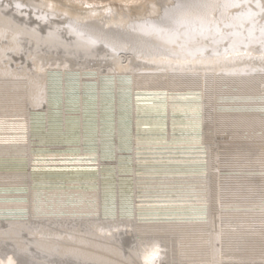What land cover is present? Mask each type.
<instances>
[{"label": "bare ground", "instance_id": "obj_1", "mask_svg": "<svg viewBox=\"0 0 264 264\" xmlns=\"http://www.w3.org/2000/svg\"><path fill=\"white\" fill-rule=\"evenodd\" d=\"M43 2L0 0V42L11 41L0 45V60L25 35L48 31L37 38L33 72L0 63V264H42L31 254L63 264L55 251L124 264L125 249L136 264H166L163 235L175 237L179 264H264V144L241 161L244 169L216 168L219 181L246 179L219 202V227L209 192L217 123L253 127L264 143V72L228 68L264 53V0H158L152 15L65 6L74 13L67 21ZM212 77L221 84L215 94ZM257 79V91L239 86ZM254 191L261 195L247 198ZM52 225L58 230L45 229ZM85 225L94 231L90 250L79 231ZM34 228L79 241L45 238L35 249L7 237Z\"/></svg>", "mask_w": 264, "mask_h": 264}, {"label": "rangeland", "instance_id": "obj_2", "mask_svg": "<svg viewBox=\"0 0 264 264\" xmlns=\"http://www.w3.org/2000/svg\"><path fill=\"white\" fill-rule=\"evenodd\" d=\"M10 1H13V0H10ZM25 3L26 2H28L29 0H27V1H25V0H23ZM39 1H41V2H43L46 6V8H50L51 10H54V11H56L58 14H59V18L58 19H61L62 21H67V19H69L70 17H72V15L74 14V13H72L73 11H71L70 12V9H73V10H85V9H87V10H91V12H93L92 14H94L95 12H97V11H99V10H102L104 7H108L109 9H111L112 10V12L114 13H116L117 12V9L119 8V7H124V8H126V9H128L130 12H136V11H140V10H144L145 12H148V11H150L151 12V15H152V6L151 5H154V4H156V2L158 1H156V0H39ZM52 1H54V2H52ZM55 1H56V3H58V4H55ZM167 1H170V0H167ZM52 2V3H51ZM125 3V4H124ZM120 4V5H119ZM50 5V6H49ZM64 6V7H63ZM68 7V8H70V9H66V7ZM89 6V7H88ZM44 7V8H45ZM91 7V8H90ZM95 9H93V8ZM141 7H142V9H141ZM257 7V6H256ZM43 8V9H44ZM45 8V9H46ZM43 9H38L39 10V12L38 13H40L41 11H44ZM62 9H64V10H62ZM99 9V10H98ZM33 10V9H32ZM62 11V12H61ZM67 11H69V13L67 12ZM263 12L260 14V15H263L264 14V9L262 10ZM37 12V11H36ZM149 12V13H150ZM8 14H9V12H7ZM72 13V14H71ZM63 16V17H62ZM66 18H65V17ZM121 17H123V16H121ZM63 18V19H62ZM33 19L34 20H32L30 23L31 24H29V23H27V27H29V28H31V29H33L35 26H37V23L36 22H38V19H36V18H34L33 17ZM58 19H54V17H53V20H58ZM128 19V18H127ZM20 21H22L23 23L25 22V20L24 19H20ZM26 23V22H25ZM68 23V22H67ZM66 23V24H67ZM47 33H48V31H47V29H45V30H42V32H41V34L37 37V36H32V35H25L24 37H23V39H22V45H21V47H20V49L18 50V51H16V50H13V48L12 49H8L7 50V56L5 57V58H3L2 60H0V63H2V62H4V63H7L8 62V59H10L11 61H10V63H11V67H18V68H20V69H23V68H29V69H31V71L33 72V70H34V59H36V58H39L40 56L39 55H37V52L38 51H40V47L42 46V44H41V42H38V40H37V38H39V39H43L46 35H47ZM228 42V40L226 41V48H228L229 47V44L227 43ZM11 44V41H10V39L8 38V37H6V38H4L1 42H0V45H10ZM47 45L46 44H44L43 45V48L45 49V47H46ZM101 48H103V50H105L104 48H107V47H101ZM256 48H258L260 51H262L263 50V47L262 46H260L259 44H256ZM108 50V49H107ZM102 51V50H101ZM101 51H99V52H101ZM102 53H104V54H112V53H107L106 51H102ZM124 53V52H123ZM128 54V53H127ZM126 53H125V56L127 55ZM212 54H213V52H211L210 53V56H212ZM239 53L238 52H235V55H238ZM255 54V55H254ZM252 56H254V57H257L256 55H258V57L256 58V59H253L254 57H252V56H250V57H248V58H246V59H242V62L241 61H238L237 62V64L234 66V67H231L230 65H232L231 63L229 64V70L232 68H234V69H237L238 67H240V68H243V67H245L246 69H250V67L251 66H256L257 68L255 69L254 68V70H247L246 71V73H248V72H264V53H262V52H255ZM230 54L229 53H227V54H224V56H229ZM261 56V57H260ZM236 59V58H235ZM256 60V61H255ZM262 60V61H261ZM246 61V62H245ZM259 62H261V63H259ZM122 64H124L123 62H122ZM249 64V65H248ZM102 66L103 67H105V68H110V67H112V65H110V64H102ZM227 66H228V64H227ZM231 69V70H232ZM254 74V73H253ZM219 77H212V78H208V86H209V88H210V92L212 93V91H213V94H215V93H218L219 92V89H220V81H219V79H218ZM210 82V83H209ZM255 82H256V84H255ZM260 82H261V79H257V80H252L251 82H247L246 84L244 83H240V87L242 86V90H244V91H254L255 89V91H257V90H259L262 86H261V84H260ZM216 83V84H215ZM210 84V85H209ZM218 84V85H217ZM235 84V83H234ZM253 84H255V85H253ZM244 86H245V88H244ZM246 86H248V87H246ZM256 86V87H255ZM257 86H259V87H257ZM212 87V88H211ZM254 89V90H253ZM216 91V92H215ZM223 127H222V126ZM219 127V128H218ZM223 129H222V128ZM226 127V128H225ZM246 127H232V129H231V127H227L226 125H224V124H220L219 125V123H217V127H216V133L211 137V139H210V146H211V150H210V152L212 153L211 155H212V166H213V168H214V171H212V176H211V179H210V181L209 182H211V183H209L210 185L209 186H211V189L209 188V192H210V195H211V197H212V202H213V207H212V210H213V212H212V214L214 215V216H216V227H219V226H221V225H223V223L225 222L223 219H220L218 216V213H217V209H218V207H219V202L222 200V199H225V198H229L230 197V195H232L231 193H230V189L232 190V188H235V189H233V192H235V190L238 192V187L241 185V184H243V181H246V179H242V178H235V180H233L234 178H221L220 180L221 181H219V178H218V176H217V173H216V168L218 167V168H220L221 170H234L235 168L236 169H239L240 167H239V164L240 165H245V164H243L241 161H244V160H248L249 159V161H251L250 160V158H252V155L254 156L256 153H257V151H259V150H256V147L259 145H263L264 143H262L261 141H260V139L259 140H257L258 138H256L255 136H254V129H253V127H247L246 129H245ZM225 129V130H224ZM236 130V131H235ZM249 130V131H248ZM252 130V131H251ZM246 131V132H245ZM219 132V133H218ZM221 132V133H220ZM237 132V133H236ZM257 132V131H256ZM248 133V134H247ZM220 136H219V135ZM239 134H241V135H239ZM231 136V138H230V136ZM246 135V136H245ZM249 135V136H248ZM251 135V136H250ZM233 136H234V138H233ZM229 139H228V138ZM221 140H220V139ZM227 138V139H226ZM243 138V139H242ZM253 138V139H252ZM226 139V140H225ZM248 139V140H247ZM251 139V140H250ZM216 140V141H215ZM218 140V141H217ZM228 140V141H227ZM230 140V141H229ZM236 140V141H235ZM241 140V141H240ZM256 140H257V142H256ZM231 141H232V143H231ZM234 141V142H233ZM239 141V142H238ZM247 141V142H246ZM220 144H219V143ZM222 147H220L218 144ZM225 143V144H224ZM246 143V144H245ZM252 144L251 146H250V144ZM228 144V145H227ZM230 144H232V145H230ZM236 144V145H235ZM237 144H239V145H237ZM254 144V145H253ZM216 145V146H215ZM231 146H232V148H231ZM234 146V147H233ZM237 146V147H236ZM250 146V147H249ZM213 147V148H212ZM239 147V148H238ZM241 147H243L242 149H241ZM252 147V148H251ZM223 148H225L227 151H224L225 149H223ZM238 148V149H237ZM245 148V149H244ZM250 148V149H249ZM253 149V150H252ZM232 150V151H231ZM246 151V153H245V151ZM235 151V152H234ZM241 151L243 152V154L241 153ZM248 151V152H247ZM251 151H253V152H251ZM222 152V153H221ZM225 152V153H224ZM226 152H228V154H226ZM234 152V153H233ZM250 152V153H249ZM231 155H230V154ZM242 155H241V154ZM249 153V154H248ZM255 153V154H254ZM227 155V156H225V155ZM232 154H233V157H232ZM234 154H236L235 156H234ZM237 154H239V155H237ZM246 154H248V155H246ZM219 155H222L221 157L219 156ZM237 156V157H236ZM244 156V157H243ZM224 157H226V158H224ZM228 157V158H227ZM232 157V158H231ZM238 159V161H237V159ZM249 157V158H248ZM219 158V159H218ZM224 158V159H223ZM240 158V159H239ZM244 158V159H243ZM231 159V160H230ZM230 160V161H229ZM235 160V161H234ZM240 160V161H239ZM220 162V164H219V162ZM224 161V162H223ZM226 162V163H225ZM235 162H236V164H235ZM224 165H222V164ZM225 163V164H224ZM232 163V164H231ZM227 164V165H226ZM225 165H226V169H225ZM223 167H224V169H223ZM238 167V168H237ZM229 168V169H228ZM242 169H244L245 167H241ZM240 168V169H241ZM246 168H250V167H246ZM252 168V167H251ZM247 172L246 170H241V171H239V173L240 174H242V173H245V172ZM256 171H258V170H256ZM237 172V171H236ZM226 179H227V182H226ZM240 179V180H239ZM224 180V181H223ZM229 180V181H228ZM241 181V182H239V181ZM236 181H238V182H236ZM220 182V183H219ZM228 182H230V184L228 183ZM233 182V184H231ZM221 185V186H219V185ZM224 186H223V185ZM228 185V186H226V185ZM236 184V185H235ZM239 184V185H238ZM223 186V187H222ZM226 186V187H225ZM231 188H230V187ZM233 186V187H232ZM237 187V188H236ZM214 188V189H213ZM216 189V190H215ZM220 189H221V191H220ZM211 191H213V192H211ZM226 191V192H225ZM255 191H257V190H255ZM251 192L250 194L248 193V195L249 196H247V198L248 197H250V199H256V196H255V194L257 195V194H259V193H257V192ZM219 192H220V195H219ZM223 194H222V193ZM229 192V193H228ZM222 194V195H221ZM238 194V193H237ZM216 195V196H215ZM224 195H227V196H224ZM239 195V194H238ZM244 195V194H243ZM259 195H261V194H259ZM259 195H257V197H259ZM263 196H264V194H262ZM234 197L236 196V198H240V197H243L242 195H239V197L237 196V195H233ZM216 214V215H215ZM218 217V218H217ZM219 220V221H218ZM224 221V222H223ZM220 224H219V223ZM72 225H70V227H71ZM46 228L45 229H47V230H50L51 232H54V231H56V230H58L57 228L59 227V226H57V225H52V226H45ZM73 227V226H72ZM77 227V226H76ZM40 229V228H39ZM63 230V229H62ZM38 231H41V229L40 230H36L35 228L33 229V231H30V230H20V231H16V232H13V231H10L11 233H10V235H8L7 237H10V238H12V240L11 241H13V244H18V243H21V244H25V245H27V246H31V247H33V248H35L36 249V247L34 246V242H36V241H38V240H43V239H45L46 238V236H43V235H41V233H43V232H38ZM68 231V230H67ZM69 231H71V230H69ZM79 231L81 232V235H83L84 236V239L82 240V243L85 245L86 244V249H93V248H91L90 247V245L91 244H93L92 242L95 240L94 239V237H93V234H94V231H93V229H92V227L90 226V228H89V226H80V229H79ZM64 233H67V232H64ZM2 237L3 236H0V241L1 242H4V239H2ZM53 237H55V238H58V240H55V239H51V238H53ZM77 237V234L73 237V238H71L70 236H68L67 237V235H65V234H63V236H61V237H56V236H54V235H52L51 237H49V238H46L45 240H48V241H50V242H52V241H61V242H63V243H66V244H68V245H72V246H77V242L79 241L78 240V237ZM4 238V237H3ZM13 238L14 239H16L15 241L13 240ZM165 238V239H164ZM171 239H173V240H171ZM159 240H160V242L163 244V245H165L164 246V250H165V253L169 256V260L166 262V264H179V263H181L179 260H178V258H179V254H177L178 253V251H176V250H178V246L176 245V240H175V237L174 236H160L159 237ZM169 240H170V243H169ZM212 240H214V238H212ZM99 241H101L102 243H104V241L105 240H99ZM214 246H210L209 245V247H208V249L210 250L211 248H212V251L214 252V249H215V244H213ZM37 246V245H36ZM111 247H113V246H111ZM176 247V248H175ZM211 247V248H210ZM218 247V246H217ZM134 248V247H133ZM141 248L142 247H140L139 248V250H137V252L139 253V251L141 250ZM167 248H169L168 250H167ZM171 248H173V249H171ZM37 250H39L38 249V247H37ZM98 250H100L102 253H106L107 254V252H110V251H106L107 250V248L106 247H104L103 246V248H102V246L98 249ZM135 250H136V248H135ZM172 250V251H171ZM118 251V250H117ZM117 251L115 252V253H117ZM126 251L128 252L129 251V249H125V250H123L122 252H120L119 253V257H118V260H120V261H122V260H124L123 261V263L124 264H130V262H129V259H130V257H132V259L134 260V262H131V264H136V262L135 261H137V259H138V256L135 254V256L133 255V256H131V255H128V254H126ZM55 252H60V251H55ZM176 252V253H175ZM49 254H51L50 252H48ZM55 254L54 253V255L53 256H56L57 258H59L60 259V261L61 262H63V264H77L80 260L83 262V263H85V264H109L107 261H97V263H94V262H92V261H88V259H84V260H82L81 258L80 259H78L77 258V256H75V255H72V254H70V253H63V252H60V254ZM137 253V254H138ZM170 254V255H169ZM173 254V255H172ZM178 255V256H177ZM171 256H172V258H171ZM175 256V257H174ZM177 256V257H176ZM209 257V256H208ZM30 262H32V260L34 261V262H37V263H44V264H53V263H49V262H47L46 260H44V259H42L39 255H35V254H31V256H30ZM171 261V262H170ZM214 261H215V259H214ZM213 261V262H214ZM173 262V263H172ZM176 262H178V263H176ZM224 262H222V264H223ZM227 262H225L224 264H226Z\"/></svg>", "mask_w": 264, "mask_h": 264}]
</instances>
